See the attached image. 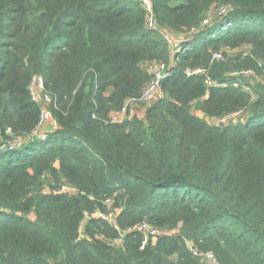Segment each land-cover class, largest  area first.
Here are the masks:
<instances>
[{"label": "trees", "instance_id": "1", "mask_svg": "<svg viewBox=\"0 0 264 264\" xmlns=\"http://www.w3.org/2000/svg\"><path fill=\"white\" fill-rule=\"evenodd\" d=\"M151 1L159 31L142 0H0V264H201L187 240L264 264V0ZM161 65L164 98L112 123ZM35 76L57 125L45 140ZM106 206L113 221L91 217ZM140 223L177 234L113 246Z\"/></svg>", "mask_w": 264, "mask_h": 264}, {"label": "built area", "instance_id": "2", "mask_svg": "<svg viewBox=\"0 0 264 264\" xmlns=\"http://www.w3.org/2000/svg\"><path fill=\"white\" fill-rule=\"evenodd\" d=\"M142 7L147 11L148 13V23L147 27L152 30L159 31L156 22L154 20L153 14H152V1L151 0H142ZM225 13V12H222ZM165 39L169 46L174 50L177 51L179 49L180 43L172 34H165ZM154 73V80L153 82L147 87V89L144 91L142 96L139 98H131L128 101H126L124 107L121 109L120 112L114 114L111 116V122L112 123H123L126 120L129 119L130 114H132V109L136 106H149L153 105L156 102L162 100L164 98V93L161 88L162 81L168 78L171 74L170 71L167 70L165 65H161L153 70ZM199 71L194 72H188L187 76L191 77L192 75L199 74ZM31 93L33 96V100L40 104L42 106V116L41 121L39 123L37 131L33 134H37L39 132V135L37 137V140H45L46 139V133H47V127L49 124H53V116L49 109V105L51 104V96L46 92L45 90V84L44 80L40 76H35L31 83ZM42 94V95H41ZM46 98H43V97ZM48 107V108H47ZM236 118H234L233 122H236ZM54 121V120H53ZM231 119L226 118L223 120H220L221 124H228L230 123ZM54 125L57 128L56 122L54 121ZM33 140V136H32ZM25 141L22 139H19L18 141L9 144L11 149H17L23 146ZM5 148V146H4ZM61 193L64 194H76L77 190L74 187L63 185L60 189ZM119 210L113 211L112 216L110 218V221H113L115 216L118 214ZM104 220L105 217H102ZM138 232L141 233L143 236L147 237H154L157 236L159 231L157 229L150 226L148 223H143L136 225L129 230L126 231L125 235L128 233H134ZM165 233V232H164ZM195 256H197L201 262L204 264H222L215 254L213 253H201L199 251L195 252Z\"/></svg>", "mask_w": 264, "mask_h": 264}, {"label": "rangeland", "instance_id": "3", "mask_svg": "<svg viewBox=\"0 0 264 264\" xmlns=\"http://www.w3.org/2000/svg\"><path fill=\"white\" fill-rule=\"evenodd\" d=\"M209 21H211L210 23H212L214 21L213 16L209 17ZM210 23H209V25H210ZM187 35L188 36H191V34H187ZM249 53H251L250 46H244V47L239 48L237 50L229 51L227 53V55L229 57H237V56H239L241 54H249ZM233 76H235L237 78H240V77L245 76V77H247L249 79V81L253 80V78H254V76L251 73L250 74L249 73H244V74L235 73V74H233ZM245 90H247V89H245ZM43 98H46V97L44 96ZM145 109H146V106H136V107H134L132 109V114H130L129 118H133L134 115H138V112L141 113L142 115H144L145 114ZM192 112L196 116H201V113L198 111V109L196 107H192ZM236 119H238V118H236ZM53 120H52V123H54ZM210 121L214 125H217V126L220 125V121H217L215 119L214 120H210ZM236 122H237V120H236ZM10 135H12L11 132H10ZM38 135H39V132H37V134L33 135V140H37ZM105 209H106L105 212L104 211H101L99 209L96 210L95 213H93L91 215V217L92 218H102V217H105L106 221L109 222L110 221V218L112 216L113 210H112V208L110 206H106ZM89 217L90 216H88V218ZM140 224H143V223H140ZM157 231H159V230H157ZM125 233H126L125 231H123L121 233L120 239L116 240V242L113 244L114 247H119L122 242H125V236H126ZM176 234H177V231H171V232H165V233L163 231H159L158 235L157 236H154V237L143 236L144 237V242H143L142 248L148 246L150 243H157L159 241V239H161V238H164L166 236H174ZM81 238H82V236H81ZM186 243H187V247L190 250V252H192L193 255L195 256V252H197L198 249H196V247H194L193 242H191L190 240H187ZM199 252H201V253H213L211 251H205V252L199 251ZM195 257H197V256H195ZM200 263L201 264H204L203 262H201V260H200Z\"/></svg>", "mask_w": 264, "mask_h": 264}, {"label": "crops", "instance_id": "4", "mask_svg": "<svg viewBox=\"0 0 264 264\" xmlns=\"http://www.w3.org/2000/svg\"><path fill=\"white\" fill-rule=\"evenodd\" d=\"M138 115H142V114L138 112ZM47 128H48V130H55L56 126L53 123V124H49Z\"/></svg>", "mask_w": 264, "mask_h": 264}]
</instances>
